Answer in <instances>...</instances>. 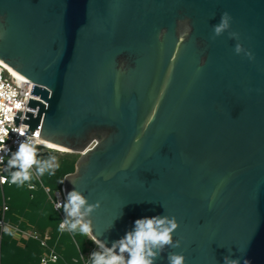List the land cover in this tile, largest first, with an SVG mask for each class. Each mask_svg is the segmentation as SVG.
I'll return each instance as SVG.
<instances>
[{"label": "water", "instance_id": "1", "mask_svg": "<svg viewBox=\"0 0 264 264\" xmlns=\"http://www.w3.org/2000/svg\"><path fill=\"white\" fill-rule=\"evenodd\" d=\"M223 12L239 40L212 39ZM0 32L34 83L24 122L79 154L63 188L100 202L107 246L167 215L181 247L155 264H264V0H0Z\"/></svg>", "mask_w": 264, "mask_h": 264}, {"label": "clouds", "instance_id": "2", "mask_svg": "<svg viewBox=\"0 0 264 264\" xmlns=\"http://www.w3.org/2000/svg\"><path fill=\"white\" fill-rule=\"evenodd\" d=\"M232 17L228 12H223L219 23L213 25L212 39L228 32L229 38L239 40V34L229 31L231 27ZM4 37V33L0 32V39ZM234 51L236 54L244 53L249 59H253V54L244 49L243 45L237 43ZM26 117H22L25 119ZM30 125L20 124L19 127H13L12 132L18 137L24 139L17 140V149L12 151L6 141L9 138V132L2 126L0 122V164H3L4 157L8 156L7 165L4 171L10 172V181L6 178H0V182H10L17 186H23L34 178L32 169L35 168V176L40 177L45 173L55 175L59 168L56 156H49L47 159H39V147L45 146L49 149L52 144L41 138L40 132L35 130L29 134ZM131 160V156L124 161L122 168H127ZM15 169L14 171H11ZM105 176L104 179H109ZM70 180V179H64ZM62 180L60 183H63ZM74 185L75 180H70ZM48 191V189H46ZM211 207V204L209 205ZM100 207V202L89 203L88 198L75 187L66 193L64 200L56 203V208L63 209L64 219L59 224L61 232L67 231L71 233L79 232L87 236L95 245L96 250L93 251L89 258L91 264H155L161 258L166 248H180L181 241L174 240L173 234L178 229L179 224L175 216L156 215L151 217H143L134 221L131 230L127 231L123 237L107 246L106 240L100 239L94 234L93 222L90 219L91 214ZM4 232L11 235L9 226H4ZM168 264H185L186 257L183 253L169 252L167 254ZM224 264H239V260L224 258ZM244 264H249L247 260Z\"/></svg>", "mask_w": 264, "mask_h": 264}, {"label": "built area", "instance_id": "3", "mask_svg": "<svg viewBox=\"0 0 264 264\" xmlns=\"http://www.w3.org/2000/svg\"><path fill=\"white\" fill-rule=\"evenodd\" d=\"M33 87V82L23 76H15L4 65H0V122H2V126L9 132V138L6 143L13 152L17 149V140L24 139V137H18L16 133L12 132L13 127H19L22 123L27 124L24 122L27 118L26 113L28 111L35 112V110L28 106L31 98H37V96L33 94ZM17 105H19V107H17ZM22 117L26 118L22 119ZM16 119H18L17 123ZM36 130L40 131V127ZM30 133L31 132H29V134ZM45 148V146H40L39 151ZM8 159L9 157L5 156L3 164H0V178H6L9 181L7 175L8 171H4ZM32 171L38 183L30 182L32 185L31 187L29 183H27L28 189L35 191L38 187H42L48 195L53 209L60 214L62 221L64 219L63 209L61 208L58 210L56 208V203L59 200H64L66 197L63 183L58 189L51 191L49 187L42 184L40 177L35 176V168H33ZM8 184L9 182H0V188L2 189ZM46 189H48V191H46ZM8 200L9 197L3 196L0 202V239L2 238V234L5 233L3 230L4 226H9L12 232L11 235L18 245L23 246L25 241L29 239H34L39 242L41 253L37 264H57L61 256L57 252L55 245L50 243L51 237L47 232H41L30 224L22 228L19 224L11 223L5 219V214L9 210ZM76 246L78 255L73 257L71 262L67 264H91L89 256L96 250V245L91 247L85 256H83L78 245Z\"/></svg>", "mask_w": 264, "mask_h": 264}, {"label": "trees", "instance_id": "4", "mask_svg": "<svg viewBox=\"0 0 264 264\" xmlns=\"http://www.w3.org/2000/svg\"><path fill=\"white\" fill-rule=\"evenodd\" d=\"M15 169H12L11 171H14ZM74 171V164H66L64 167L58 168L55 172V175H49L48 173H45L43 176H40L41 182L43 185L48 186L50 190H55L60 187L62 183H60L64 176L67 173H70ZM8 179L10 181V172L7 173ZM38 183L35 179V177L30 181ZM26 182L23 186H17L16 184H12L9 182L8 185H5L2 189L12 190L16 187L17 193L15 195H7L9 197L8 200V206L9 210L5 214V219L11 223L19 224L22 228H25L27 224H30L34 226L36 229H38L41 232H44L43 229L39 227V220H35V218H31V216L27 213H30L28 209L25 210L26 204L32 203V204H39L42 201H46L50 211L59 215L58 212H56L52 204L48 198V195L45 193L42 187H38L37 190L31 191L28 189ZM1 190V188H0ZM1 196H0V202H1ZM35 212L38 210V206H35ZM40 218V217H38ZM61 219V218H60ZM61 220H58V225ZM50 221H47L43 223V225H48ZM76 240H78L80 243V246L84 248L83 243H91L92 241L87 238L85 235L80 234L79 232L71 233V232H65L63 235H58L57 232L52 233V238L50 243L52 245H55V248L61 258L59 259L57 264H67L71 262V259L78 255L77 253V244ZM0 245H1V255H2V263L1 264H22L21 260L17 261L15 259V255L17 254V251L19 253H25V250L29 252L31 255L29 264H37L39 255L41 253V249L39 246V242L34 239H29L25 241L24 245H18L16 241L13 239L12 235L3 233L2 238L0 239ZM79 249L81 250V247Z\"/></svg>", "mask_w": 264, "mask_h": 264}, {"label": "rangeland", "instance_id": "5", "mask_svg": "<svg viewBox=\"0 0 264 264\" xmlns=\"http://www.w3.org/2000/svg\"><path fill=\"white\" fill-rule=\"evenodd\" d=\"M52 155L56 156L57 161L59 163V168L64 167L66 164H70V163L74 164V167H75L76 160L79 157V154L76 153V152H71V151H66L65 152V151H59L57 149L45 148V149H42V150L39 151L38 158L39 159H47L49 156H52ZM46 187H48V186H46ZM14 189H16V187L13 188L12 190H10V189L9 190L1 189L0 190L1 198L3 196L4 197H8L7 195H11V194L15 195L17 193V191L14 190ZM35 206H38L37 212H35V209H36ZM26 209H28L29 212L31 211L30 213H27V214H29L31 216V218L33 217V218H35V220H39V223H38L39 227L41 229H43L44 232H47L50 235L51 238H52V233L53 232H57L58 235H61V236L63 235V233L66 232V231L61 232L59 230V227H57L58 220H61L60 219L61 216H60V214L57 215V214L51 212L46 201H42L39 204H32V203L26 204L25 210ZM38 217H40V218H38ZM47 221H50V223L48 225H46V226L43 225V223H45ZM78 242L79 241L76 240V243H78ZM77 245L80 246V243H78ZM83 245H84V248H82V246H80V247H81V252H82L83 256H85L88 253V251L90 250V248L94 247L95 244L93 242H91L89 244L83 243ZM30 258H31V255L26 250H25V253H19L17 251V254L15 255V259L17 261L21 260L22 264H29ZM1 261H2V255H1V245H0V263H2Z\"/></svg>", "mask_w": 264, "mask_h": 264}, {"label": "bare ground", "instance_id": "6", "mask_svg": "<svg viewBox=\"0 0 264 264\" xmlns=\"http://www.w3.org/2000/svg\"><path fill=\"white\" fill-rule=\"evenodd\" d=\"M0 65H4L6 68H8V70H10L15 76H17V77H21V75L18 73V72H16L15 70H13L12 68H10L9 67V65H7L6 63H4L2 60H0ZM46 142L47 143H49V144H52L53 145V147H52V149H57V150H59V151H70L69 149H67V148H65V147H63V146H60V145H57V144H55V143H52V142H50V141H47L46 140ZM47 148V147H46Z\"/></svg>", "mask_w": 264, "mask_h": 264}, {"label": "snow or ice", "instance_id": "7", "mask_svg": "<svg viewBox=\"0 0 264 264\" xmlns=\"http://www.w3.org/2000/svg\"><path fill=\"white\" fill-rule=\"evenodd\" d=\"M17 107H19V105H17Z\"/></svg>", "mask_w": 264, "mask_h": 264}]
</instances>
